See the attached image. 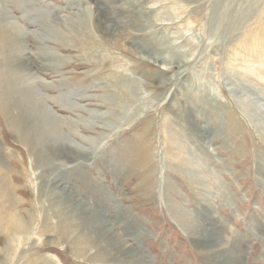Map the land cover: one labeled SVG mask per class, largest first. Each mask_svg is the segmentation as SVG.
<instances>
[{
  "label": "rangeland",
  "instance_id": "rangeland-1",
  "mask_svg": "<svg viewBox=\"0 0 264 264\" xmlns=\"http://www.w3.org/2000/svg\"><path fill=\"white\" fill-rule=\"evenodd\" d=\"M263 30L264 0H0V264L135 263L83 249L63 189L148 264H264Z\"/></svg>",
  "mask_w": 264,
  "mask_h": 264
},
{
  "label": "bare ground",
  "instance_id": "bare-ground-1",
  "mask_svg": "<svg viewBox=\"0 0 264 264\" xmlns=\"http://www.w3.org/2000/svg\"><path fill=\"white\" fill-rule=\"evenodd\" d=\"M129 2V1H128ZM84 9V8H83ZM108 8L107 9H105L103 12L104 13H106V12H108ZM216 20V19H215ZM71 21V20H70ZM89 21H90V19H89ZM87 22V21H86ZM86 22H84V19L83 20H81L79 23H77L76 25H84V24H86ZM127 22H129V21H127ZM139 23V22H138ZM75 26H73V28H72V33L73 32H77L79 29L78 28H74ZM109 27V26H108ZM107 27V28H108ZM111 28V27H110ZM117 28V27H116ZM97 31V30H96ZM264 31V30H263ZM262 32V31H261ZM260 33V32H259ZM1 34V33H0ZM6 37V40H5V42H8V43H11V40L10 39H8V37L7 36H5ZM117 37V36H116ZM3 34H2V36H0V44H1V42L3 41ZM119 38V37H118ZM15 40V39H14ZM13 40V41H14ZM117 40V39H116ZM14 42H16V41H14ZM124 43V42H123ZM151 43V42H150ZM150 43H148L149 45V47H150ZM123 45H125V44H123ZM159 46H161L160 44H158ZM152 46V45H151ZM0 47H2V46H0ZM129 48V47H128ZM1 49V48H0ZM25 68H27V67H25ZM22 72V71H21ZM21 72H20V74H21ZM30 74V73H29ZM17 75H19V74H17ZM24 76H25V73L23 74V76H22V74H21V80H22V82L24 81ZM27 76V75H26ZM2 78V77H1ZM15 79H16V77H15ZM30 79V78H29ZM8 80H5L4 81V83H6ZM26 81V80H25ZM8 83H10V81L8 82ZM26 84V83H25ZM2 85H3V83H2ZM6 85V84H5ZM4 86V85H3ZM27 86V85H26ZM30 86V85H29ZM32 86V85H31ZM14 87V86H13ZM6 88H8L7 86H6ZM11 88V87H10ZM32 88V87H31ZM15 89V88H14ZM32 90V89H31ZM16 92V91H15ZM35 91L33 90V93H34ZM25 95H26V93H25ZM34 95V94H33ZM35 96V95H34ZM33 96V98H35ZM40 97V96H39ZM26 98L27 99H30L29 98V95H27L26 96ZM31 100H32V98H31ZM30 100V102H32V105H31V108H30V111H29V113L32 115V116H34V117H36V118H39L38 119V121L39 122H37V125L36 126H34V124L33 125H28L27 124V122H29V118H27V117H25V120H27L26 121V129H27V132H28V134L30 133V134H32V135H34V136H31V138H34L35 140L37 139V141H39V139L41 138V139H46L47 138V136H48V133H46L45 134V131H38L37 129H39V126L41 125V127L42 128H44L45 129V126L46 125H48V124H46L47 123V121H48V119H46V117L45 118H43V116L42 115H40V114H38L39 113V109H38V106L36 107L35 106V101H31ZM41 100H43V99H41ZM216 100V99H215ZM22 101V100H21ZM23 102V101H22ZM43 102V101H42ZM25 103V102H24ZM23 103V104H24ZM38 103H39V101H38ZM37 103V104H38ZM17 104V103H16ZM27 104V103H26ZM4 105H6V102H5V104ZM42 105V104H41ZM24 106V105H23ZM43 106V105H42ZM41 106V107H42ZM1 107V106H0ZM40 106H39V108H41ZM19 108V107H18ZM21 108V107H20ZM47 109V108H46ZM46 109L45 108H43V110L42 111H46ZM186 109V108H185ZM41 113H45V112H41ZM46 113L48 114V112L46 111ZM187 113H189V109L187 108ZM49 116V115H48ZM49 117H52V115L50 114V116ZM44 120H47V121H44ZM52 120V119H51ZM57 121V122H56ZM55 122L57 123V125H58V120H56ZM54 122V121H53ZM50 124V123H49ZM52 124V123H51ZM53 124H55V123H53ZM24 126V125H23ZM41 127H40V129H41ZM47 127V126H46ZM25 128V127H24ZM56 129V128H55ZM57 129H59L58 127H57ZM57 129H56V131H57ZM37 131H38V133H37ZM34 132V133H33ZM51 132V131H50ZM60 132V131H59ZM59 132L58 133H56V134H58L59 135ZM27 134V135H28ZM37 134H38V136H37ZM50 134V133H49ZM53 135V134H52ZM66 136V135H65ZM65 136H55V135H53L52 136V140H51V142H50V144L48 145V143H49V141H47L46 143H47V145H48V150L49 151H53L52 152V158H54V157H57L58 156V158L59 159H62V160H64L65 162H67V161H69V159H66V157L64 158V156L61 154L62 152H63V150L65 149L66 150V148H72V150H73V157L74 158H76V159H82V155L86 152V151H83V149L81 148V147H78V146H76L75 144H73V143H71L70 141H68L67 140V138L65 137ZM49 138V137H48ZM47 138V139H48ZM26 140H28V138L26 139ZM33 140V139H32ZM37 141H36V143L35 144H37ZM46 140H44V141H42L43 142V144H44V142H45ZM41 142V143H42ZM28 143H30V141L28 142ZM40 143V144H41ZM39 145V144H38ZM46 145V144H45ZM174 145H176V144H174ZM34 146H36V145H34ZM177 146V145H176ZM45 148H47V147H45ZM34 149V148H33ZM41 148H39V150H40ZM42 151V150H41ZM43 153H44V151H42ZM180 152V151H179ZM178 151H176V154L174 155V157H176L175 158V160L176 159H178L179 158V153ZM39 153H40V151H39ZM61 156V157H60ZM170 156H171V154H170ZM39 164H45L46 163V165L47 166H52V161H50L51 160V158H48V157H46V155H41V153L39 154ZM57 158V159H58ZM56 159V158H55ZM177 161V160H176ZM56 162V161H55ZM63 166H61V168H62ZM65 167V166H64ZM72 168V167H71ZM49 172V171H48ZM55 174H56V172H55ZM51 176H54V175H50V177ZM57 176V175H56ZM54 178H56V177H54ZM191 178H193V179H195V176L194 177H191ZM195 184V183H194ZM56 187V186H55ZM64 190L65 189H63V190H61V193H62V196H60V198H61V202L57 205L56 203V207H57V210H58V212H59V214L62 216H64V218H65V220H66V222L67 223H72V222H74L75 224H79L80 223V225H81V228L83 229L82 231V233H80V235H79V237L81 238H79L80 240L79 241H81V244H83L82 246H83V249H86L87 247H88V245H89V243H87V239H90V238H92V240H94L95 242L94 243H96V245L98 246L99 244H102V243H104L105 245H106V249H109V251H113V252H115V256L117 257V258H121V259H124V258H126V257H128V256H130L131 258H133L134 259V264H148V263H146V262H148V261H144L143 259H141V257L140 256H136L135 255V251H134V249H130V248H128V247H125V248H127V249H125V248H123L124 246L122 245L123 243H121V240L122 239H120V237H119V239L118 238H112L113 237V234L115 233V235H116V232H114L115 231V226H113V225H109V224H107L105 221H108V219H107V215L105 214V213H103L102 211H96V209H90V208H84V207H81L80 206V204L78 203V201L77 200H75L74 202L72 201V198L75 196L74 194V191L72 190L71 191V195H65L63 192H64ZM48 192H50V191H48ZM54 192V191H53ZM1 194V193H0ZM52 195V194H51ZM57 199V198H56ZM74 200V199H73ZM59 202V201H58ZM54 211H55V209H54ZM56 213H57V211H55ZM119 213V212H118ZM55 214V213H54ZM205 215V214H204ZM87 218H86V217ZM81 217H83V221H81ZM212 219H215V216H213L212 215V217L211 216H208V218H205L203 221H201L200 223H199V226L200 227H198V229H197V237L199 238V241H202V242H204V243H206V245H207V243H212V245H214V246H216L215 244L217 243V244H220V245H217V246H221V243H223V239H222V237L220 236V235H218V233L217 232H215V227H214V223H213V220ZM61 220H62V222H63V219L61 218ZM195 220V219H194ZM210 221V222H209ZM65 222V221H64ZM90 224V225H89ZM63 225H64V223H63ZM86 225H87V227H86ZM75 226V225H74ZM65 227H66V225H65ZM64 227V228H65ZM69 229H70V227H69ZM67 230V229H66ZM65 230V231H66ZM80 230V229H79ZM88 230H92V234H91V236L89 235V234H87V231ZM71 231V230H70ZM114 232V233H113ZM113 233V234H112ZM121 236V235H120ZM203 243V244H204ZM88 244V245H87ZM92 245V244H91ZM90 245V246H91ZM261 245V244H260ZM96 246V247H97ZM208 246V245H207ZM211 246V245H210ZM222 246H223V244H222ZM218 247V248H219ZM226 247V246H225ZM217 248V249H218ZM105 249V248H104ZM206 249V248H205ZM215 251V250H214ZM229 251V250H228ZM227 251V252H228ZM211 252V251H210ZM80 253V252H79ZM106 253V252H105ZM216 253V252H215ZM214 253V254H215ZM99 254V253H98ZM112 255V254H111ZM219 255V257H220V259H221V263L222 264H236V262H235V260H233L231 257H232V255H231V253H230V251H229V253H227V254H225V253H219L218 254ZM114 257V256H113ZM130 257H128V258H130ZM104 258V257H103ZM125 260V259H124ZM219 260V259H218ZM133 262V261H132ZM220 262V261H219ZM215 264H216V262H215Z\"/></svg>",
  "mask_w": 264,
  "mask_h": 264
}]
</instances>
